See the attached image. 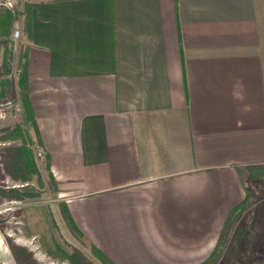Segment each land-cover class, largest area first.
<instances>
[{
    "label": "crops",
    "instance_id": "0c3cea01",
    "mask_svg": "<svg viewBox=\"0 0 264 264\" xmlns=\"http://www.w3.org/2000/svg\"><path fill=\"white\" fill-rule=\"evenodd\" d=\"M17 11L0 123L25 111L12 60L27 77L33 173L115 264L211 263L230 212L264 188V0H18ZM2 129L0 148L21 143ZM254 233L261 260L264 205ZM0 264H17L1 228Z\"/></svg>",
    "mask_w": 264,
    "mask_h": 264
},
{
    "label": "rangeland",
    "instance_id": "374dc122",
    "mask_svg": "<svg viewBox=\"0 0 264 264\" xmlns=\"http://www.w3.org/2000/svg\"><path fill=\"white\" fill-rule=\"evenodd\" d=\"M17 17L20 19L19 13ZM12 30L13 26L11 33ZM23 116L24 110L13 113L8 124L0 123V130L7 126L10 129L18 128L21 138L29 142L28 123ZM33 172H29L34 179L28 182L30 186L26 190L32 197L6 200L0 204V222L5 228L7 244L26 247L32 252L37 264H76L77 261L80 264H104L85 237L73 233L67 225L60 211L56 187L52 182L45 183L39 174ZM15 182L21 183L20 180ZM247 195L244 208L236 215L227 234L222 236L213 261L206 264H246L255 218L264 205V188L256 191L248 188Z\"/></svg>",
    "mask_w": 264,
    "mask_h": 264
},
{
    "label": "trees",
    "instance_id": "16d2710c",
    "mask_svg": "<svg viewBox=\"0 0 264 264\" xmlns=\"http://www.w3.org/2000/svg\"><path fill=\"white\" fill-rule=\"evenodd\" d=\"M26 24H30L31 19V9L26 7ZM18 13H13L11 11H1L0 12V58L2 51L4 52V60L7 63V59L11 56L12 53V46L10 47V34L11 28L13 26L14 21L18 18ZM19 85L21 88V100L24 105L25 109V117L27 120H33L32 116V109L29 103L28 92H27V77L25 73V69H22V72L19 76ZM4 97V88L0 87V104ZM5 131L4 135L1 137L2 139L8 140H19L21 139L20 144H11L0 148V204L6 200H22L25 197H32L31 193H28V185L19 186V187H7L4 183L5 176L9 174L14 179H21L25 182H29L32 176L29 174L31 170L35 168V161L33 159L32 150L28 147V142L21 138V134L19 133L18 128L10 129V128H3ZM245 200H243L237 207H235L230 214L228 215L225 225L223 227L222 233L219 237V241L217 244V249L215 250L214 254L217 253L218 248L221 245V238L227 234L229 227L232 225L235 217L245 206ZM60 211L66 221L67 225L71 229V231L81 237H84L78 227L76 226L68 207L64 202H60ZM256 214V212L254 213ZM255 216V215H254ZM0 228L5 231L4 226L0 222ZM86 239V238H85ZM87 242L92 247L93 252L95 255L104 263V264H115L111 259H109L100 249H98L93 243L88 241ZM255 234L251 233V242L247 249L246 254V264H264V258L261 260H257L255 257ZM10 249L12 254L16 260L17 264H37L35 259L33 258V254L29 249L23 246H17L10 244ZM73 261V260H72ZM80 264L77 261L76 264Z\"/></svg>",
    "mask_w": 264,
    "mask_h": 264
},
{
    "label": "built area",
    "instance_id": "2783aa9c",
    "mask_svg": "<svg viewBox=\"0 0 264 264\" xmlns=\"http://www.w3.org/2000/svg\"><path fill=\"white\" fill-rule=\"evenodd\" d=\"M0 11H11L13 13L17 12V0H0ZM22 35V23L19 21V19H16L13 25V30L11 33V43L13 48L15 49L19 41L21 39ZM9 76H20L22 69L19 65L14 63V61H9ZM20 111V109H18ZM6 116L5 112L0 108V121L4 119ZM38 155H43V151H39Z\"/></svg>",
    "mask_w": 264,
    "mask_h": 264
}]
</instances>
